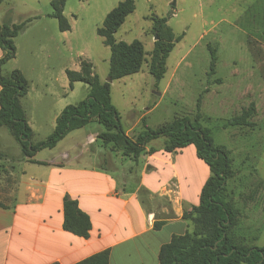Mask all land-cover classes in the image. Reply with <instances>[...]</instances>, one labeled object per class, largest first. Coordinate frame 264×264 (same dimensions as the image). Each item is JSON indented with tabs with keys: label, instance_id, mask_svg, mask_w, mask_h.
Segmentation results:
<instances>
[{
	"label": "rangeland",
	"instance_id": "1",
	"mask_svg": "<svg viewBox=\"0 0 264 264\" xmlns=\"http://www.w3.org/2000/svg\"><path fill=\"white\" fill-rule=\"evenodd\" d=\"M122 1L68 0L63 15L71 28L66 32L51 16V0H4L0 5V24L28 21L14 39L15 57L2 66V73L20 70L29 81L22 105L34 142L52 133L62 108L88 96L84 83L69 87L66 70L79 71L86 61L101 82L107 80L110 50L96 31ZM133 2L135 10L114 34L118 42L140 41L145 53L138 73L111 83L112 105L123 131L136 121L135 133L143 126L157 130L181 119L192 121L199 113L214 145L229 152L235 174L223 198L240 212L236 242L264 247V0ZM153 18H165L174 36L180 37L159 82L148 71L155 42ZM209 48L216 50L213 74ZM251 104L253 126L229 124ZM86 127L105 131L95 121ZM162 141L166 140L157 142Z\"/></svg>",
	"mask_w": 264,
	"mask_h": 264
},
{
	"label": "crops",
	"instance_id": "2",
	"mask_svg": "<svg viewBox=\"0 0 264 264\" xmlns=\"http://www.w3.org/2000/svg\"><path fill=\"white\" fill-rule=\"evenodd\" d=\"M26 96L20 103L29 124ZM86 126L38 151L35 162L0 127V264H76L105 250L108 264H158L161 246L192 231L183 213L199 205L210 176L193 145L167 150L160 136L135 158L122 142L105 145L98 138L104 131ZM137 126L125 136L135 140ZM66 196L90 219L86 239L63 229Z\"/></svg>",
	"mask_w": 264,
	"mask_h": 264
},
{
	"label": "trees",
	"instance_id": "3",
	"mask_svg": "<svg viewBox=\"0 0 264 264\" xmlns=\"http://www.w3.org/2000/svg\"><path fill=\"white\" fill-rule=\"evenodd\" d=\"M4 0H0V5ZM68 0H51V16L56 19L61 32L70 30L63 15ZM135 10L133 0L117 4L104 18L96 33L110 50L108 77L101 82L86 61L80 63V71L66 70L69 85L81 82L88 86L86 99L76 105L66 106L55 122V128L45 141L32 143L33 132L26 122L20 100L28 92V82L19 70L2 74V66L15 57L14 39L22 31L21 24L3 23L0 25V127H5L18 142L22 155L31 158L42 149H52L68 133L78 130L96 120L104 132L98 138L107 145L122 142L128 154L138 157L144 143L164 136L166 149L173 150L193 145L198 158L203 160L210 171L204 184L197 207L184 211L183 219L189 221L191 232L173 236L169 243L161 246L158 264H264V247H246L236 242L235 231L239 223V210L224 200L226 183L234 177L229 152L223 146L213 143L210 131L200 124V114L194 120L181 119L172 125L144 130L135 140L129 139L121 127L118 113L112 105L111 83L115 80L136 74L145 60L144 47L138 40L131 43L116 41L114 34L124 23L126 17ZM152 31L155 39L148 63L149 74L159 82L166 73V61L180 37H175L167 26L165 18H153ZM211 51L210 74L214 73L216 50ZM199 103L197 104V109ZM255 106L251 104L239 117L232 118L229 124L253 126L251 118ZM32 162H35L31 160ZM157 228V227H156ZM63 229L75 236L88 238L91 229L89 217L78 209L77 203L67 196L63 200ZM109 251L92 255L76 264H108ZM56 264V263H54Z\"/></svg>",
	"mask_w": 264,
	"mask_h": 264
},
{
	"label": "water",
	"instance_id": "4",
	"mask_svg": "<svg viewBox=\"0 0 264 264\" xmlns=\"http://www.w3.org/2000/svg\"><path fill=\"white\" fill-rule=\"evenodd\" d=\"M155 39H157V38H155Z\"/></svg>",
	"mask_w": 264,
	"mask_h": 264
}]
</instances>
